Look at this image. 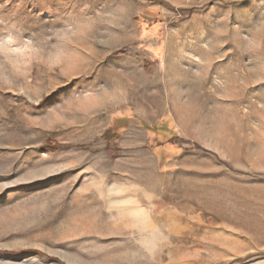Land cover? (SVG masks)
<instances>
[{"label":"rangeland","instance_id":"obj_1","mask_svg":"<svg viewBox=\"0 0 264 264\" xmlns=\"http://www.w3.org/2000/svg\"><path fill=\"white\" fill-rule=\"evenodd\" d=\"M0 264H264V0H0Z\"/></svg>","mask_w":264,"mask_h":264},{"label":"trees","instance_id":"obj_2","mask_svg":"<svg viewBox=\"0 0 264 264\" xmlns=\"http://www.w3.org/2000/svg\"><path fill=\"white\" fill-rule=\"evenodd\" d=\"M55 148H56V146L51 147V149H55Z\"/></svg>","mask_w":264,"mask_h":264}]
</instances>
